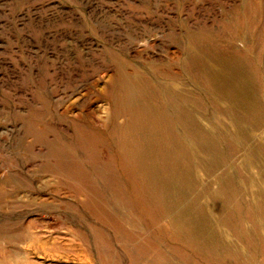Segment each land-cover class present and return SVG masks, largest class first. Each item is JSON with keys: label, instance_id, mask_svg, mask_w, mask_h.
<instances>
[{"label": "rangeland", "instance_id": "374dc122", "mask_svg": "<svg viewBox=\"0 0 264 264\" xmlns=\"http://www.w3.org/2000/svg\"><path fill=\"white\" fill-rule=\"evenodd\" d=\"M0 264H264V0H0Z\"/></svg>", "mask_w": 264, "mask_h": 264}]
</instances>
